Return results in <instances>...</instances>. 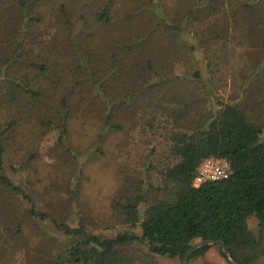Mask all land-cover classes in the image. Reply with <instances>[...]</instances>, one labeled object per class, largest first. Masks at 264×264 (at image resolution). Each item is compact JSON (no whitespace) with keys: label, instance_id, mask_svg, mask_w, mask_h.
<instances>
[{"label":"trees","instance_id":"trees-1","mask_svg":"<svg viewBox=\"0 0 264 264\" xmlns=\"http://www.w3.org/2000/svg\"><path fill=\"white\" fill-rule=\"evenodd\" d=\"M224 72L228 98L217 92ZM74 125L93 131L78 151L88 161L118 131L125 149L141 138L131 131L147 138L137 158L125 150V171L140 167L155 182L125 178L111 202L113 217L140 234L89 231L83 217L42 208L30 180L9 176L38 158L49 134L58 159L77 161ZM207 157L226 159L230 174L194 187ZM28 223L53 229L32 261L18 256L31 249ZM205 239L223 241L239 264L264 258V0H0V264H153Z\"/></svg>","mask_w":264,"mask_h":264},{"label":"rangeland","instance_id":"rangeland-1","mask_svg":"<svg viewBox=\"0 0 264 264\" xmlns=\"http://www.w3.org/2000/svg\"><path fill=\"white\" fill-rule=\"evenodd\" d=\"M156 11L158 10L156 9ZM195 63L201 70L202 75L206 76L204 63L199 60L198 62L195 60ZM173 72L187 76L192 74V70L187 66H175ZM222 77L225 84L217 92L224 98H228L232 91L229 86L231 75L229 72H224ZM208 85L211 87L210 83ZM85 132L88 134H85ZM131 132L135 134V139L141 137L138 139V143L131 144L125 149L121 141L126 133L118 131V133L108 135L104 144L102 143L104 154H97L94 159L88 161L83 159L82 154L78 151L82 149L87 141L89 142L93 131H82L78 125L70 127L68 135L72 145L76 147L74 151L78 158L75 162L79 163L81 172L75 170V159L57 158V151L53 148L55 144L54 137L50 134L46 135L39 141L38 158L29 162L30 164L26 168L18 169V166H15L17 172L9 170V176L12 178L22 176L30 180L32 190H35L34 197L37 202L40 201L42 208L56 212L63 219H70L71 223L76 222L78 217H83L89 231L113 235L119 228H127L140 234L139 226L130 227L129 224L120 223L116 217L114 218L111 207L112 199L119 197L124 188L127 187L125 178L141 179L143 176L145 181L155 182L156 174L154 177L140 175L143 170L140 167L135 166L133 168L135 170L130 171L128 175L125 171L127 165L133 167L127 158L128 152L126 153L125 150L129 151L130 155L135 156L136 154L135 157L137 158L141 154L142 147L144 148V141L147 140L145 136H140L137 131ZM117 143H120V146H117ZM50 148H53L52 153L49 152ZM11 164H14V162L7 165ZM77 182H80V185L75 187ZM249 227L255 235L258 234V220L256 217L250 218ZM25 230L29 238L28 243H31V249H24L18 256L19 258L23 256L25 260H36L39 255L35 243L42 241L44 244L47 243L48 238L46 235H51L53 229L49 226L28 223ZM153 264H181V259L156 255ZM186 264H229V262L221 255L219 246L212 245L203 255L188 259ZM257 264H264V258H261Z\"/></svg>","mask_w":264,"mask_h":264},{"label":"built area","instance_id":"built-area-1","mask_svg":"<svg viewBox=\"0 0 264 264\" xmlns=\"http://www.w3.org/2000/svg\"><path fill=\"white\" fill-rule=\"evenodd\" d=\"M230 174L229 162L224 158L207 157L197 167L192 185L198 187L207 181L225 179Z\"/></svg>","mask_w":264,"mask_h":264},{"label":"water","instance_id":"water-1","mask_svg":"<svg viewBox=\"0 0 264 264\" xmlns=\"http://www.w3.org/2000/svg\"><path fill=\"white\" fill-rule=\"evenodd\" d=\"M204 245H217L220 247L221 252L224 254L226 260L229 262V264H239L237 261H235L229 254L227 247L225 246L224 242L221 240L218 241H212V240H198L197 242L193 243L191 247L184 253V255L181 258V264H186L187 260L189 259L190 254L198 249L199 247H202Z\"/></svg>","mask_w":264,"mask_h":264},{"label":"crops","instance_id":"crops-1","mask_svg":"<svg viewBox=\"0 0 264 264\" xmlns=\"http://www.w3.org/2000/svg\"><path fill=\"white\" fill-rule=\"evenodd\" d=\"M251 218V217H250ZM250 218H249V220H250ZM249 220H248V222H249Z\"/></svg>","mask_w":264,"mask_h":264}]
</instances>
